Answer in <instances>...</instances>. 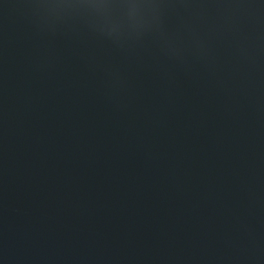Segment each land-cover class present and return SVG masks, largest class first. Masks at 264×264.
I'll return each instance as SVG.
<instances>
[{
    "label": "water",
    "instance_id": "95a60500",
    "mask_svg": "<svg viewBox=\"0 0 264 264\" xmlns=\"http://www.w3.org/2000/svg\"><path fill=\"white\" fill-rule=\"evenodd\" d=\"M264 160V0H0V264H114Z\"/></svg>",
    "mask_w": 264,
    "mask_h": 264
}]
</instances>
